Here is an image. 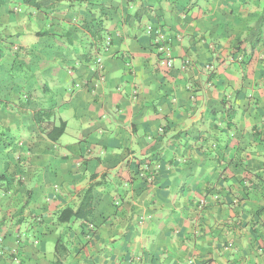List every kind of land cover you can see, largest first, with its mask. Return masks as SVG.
Listing matches in <instances>:
<instances>
[{
    "label": "crops",
    "instance_id": "crops-1",
    "mask_svg": "<svg viewBox=\"0 0 264 264\" xmlns=\"http://www.w3.org/2000/svg\"><path fill=\"white\" fill-rule=\"evenodd\" d=\"M241 1L0 0V128L18 143L0 149V264H264V24L241 42L264 0ZM99 11L101 75L79 59L91 40L79 24ZM14 47L31 54H18L24 71ZM49 99L66 122L56 141L29 128ZM95 181L94 232L57 224ZM59 238L69 251L56 256Z\"/></svg>",
    "mask_w": 264,
    "mask_h": 264
},
{
    "label": "trees",
    "instance_id": "trees-1",
    "mask_svg": "<svg viewBox=\"0 0 264 264\" xmlns=\"http://www.w3.org/2000/svg\"><path fill=\"white\" fill-rule=\"evenodd\" d=\"M23 5L34 7L35 10H39L40 8L52 9L55 7L57 3L66 2V3H89L93 0H20ZM127 2L132 0H126ZM199 0H193L190 5H183L181 10L185 11L187 8H192L195 4H197ZM241 2H244L242 0ZM131 3V2H130ZM145 9V13L148 12L150 8L144 6L143 4L133 13L131 17L135 19H139L143 15L140 10ZM144 13V14H145ZM46 14V10L44 11ZM91 22L87 23L85 19L80 22L79 26L89 34L91 40L85 47V51L80 55L79 59L85 62H91L93 59V54L99 53L101 54L103 51H106L109 45H106L104 36V24L107 19V15L105 12H98L97 14L94 12L90 13ZM262 19H258L254 26L249 30L247 36L241 42H248L250 45L255 44L259 40V29L263 26L264 22ZM152 34V33H151ZM111 42V41H110ZM110 44V43H109ZM7 47L11 44H7ZM240 45L235 46V53L233 56L236 60L239 56H241V62L244 61L243 53L240 51ZM16 56H20L18 54L23 53V55H30L29 51H24L23 49H16ZM21 58L16 59L17 66H14V70L16 72L24 71L23 68L25 64L23 63L24 56H20ZM30 63L33 64V61L30 57ZM23 96V95H22ZM29 101V95L25 94V97H19L17 104L18 106L24 107L27 105ZM56 105L57 103L53 99H49L47 102L41 104L30 116L31 124L29 126L32 132L38 131L40 134H43L46 138L51 141H56L60 138V136L65 132L66 122L63 120H59L56 122ZM17 146L16 137L10 133L8 129L0 128V149L2 148H10L12 145ZM21 147V145H20ZM22 148V147H21ZM29 149V148H27ZM26 149V150H27ZM159 162V159H158ZM17 163V162H16ZM148 166V162H146ZM144 164V165H145ZM139 164H136L134 167V172L138 173ZM146 171V174L143 173L145 179H147L149 174H153L152 182L159 181L161 176V164H159V169H155L154 172H149V168L145 167L143 169ZM250 183L242 184L243 193L249 194L250 189L261 188V181L257 178L251 179ZM19 181V180H18ZM102 184V181H95L91 183L82 193L80 197V202L78 206L74 209L73 207L66 206L64 208L59 209L55 212V221L57 224L61 226H67L68 223L73 221H80L81 233L82 235H89L95 230V224L93 221V213L97 206L98 200L94 193V188L98 185ZM262 190V189H261ZM264 208V207H263ZM92 224L93 228L90 227ZM69 251L67 242L62 239H57L54 245V254L56 256L62 255V253H67ZM58 262V261H57ZM58 264V263H57Z\"/></svg>",
    "mask_w": 264,
    "mask_h": 264
},
{
    "label": "built area",
    "instance_id": "built-area-1",
    "mask_svg": "<svg viewBox=\"0 0 264 264\" xmlns=\"http://www.w3.org/2000/svg\"><path fill=\"white\" fill-rule=\"evenodd\" d=\"M150 30V29H149ZM150 31H153V35L155 36V38H156V40H161V41H165V42H167V38L165 39V37H164V35L161 33V31H159V30H150ZM110 42V37L109 36H107L106 38H105V43H106V45H108V43ZM17 49V47H14V50H16ZM93 59H92V62H93V64H94V66L96 67V71L98 72V73H101L102 72V69H103V65H102V60H101V57L98 55V54H93ZM238 60H241V56H239L238 57ZM186 62H185V66H186ZM184 66V67H185ZM157 168V166L155 165L154 167H153V169H149V172H154V169H156ZM144 174H146V171H145V173ZM152 179H153V174H149L148 175V177H147V181L148 182H152ZM90 227H92L93 228V226H92V224H90Z\"/></svg>",
    "mask_w": 264,
    "mask_h": 264
},
{
    "label": "clouds",
    "instance_id": "clouds-1",
    "mask_svg": "<svg viewBox=\"0 0 264 264\" xmlns=\"http://www.w3.org/2000/svg\"><path fill=\"white\" fill-rule=\"evenodd\" d=\"M107 36H109V35H107ZM106 36V37H107ZM110 37V36H109ZM110 41H111V37H110ZM110 43V42H109ZM109 43H108V45H109ZM107 50V49H106ZM16 51V50H15ZM96 54H98L100 57H101V54H99V53H96ZM238 59V58H237ZM101 60H102V57H101ZM89 63H91L92 64V66L95 68V72L97 73V74H100L101 75V73H98L97 71H96V67L94 66V64H93V62L91 61V62H89ZM102 65H103V68H104V64H103V61H102ZM102 71H103V69H102ZM157 166V168L156 169H159V163H157L156 161L155 162H152V163H149L148 164V166H146V167H148L149 169H153V167L154 166ZM155 170V169H154ZM144 172H145V170H144ZM147 180V179H146ZM150 183V182H149ZM152 183V182H151Z\"/></svg>",
    "mask_w": 264,
    "mask_h": 264
}]
</instances>
